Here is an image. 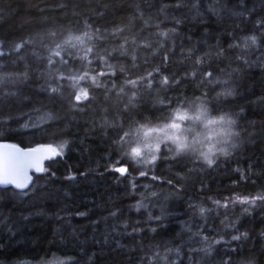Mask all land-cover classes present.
<instances>
[{
    "label": "trees",
    "instance_id": "16d2710c",
    "mask_svg": "<svg viewBox=\"0 0 264 264\" xmlns=\"http://www.w3.org/2000/svg\"><path fill=\"white\" fill-rule=\"evenodd\" d=\"M177 2L182 6L164 7ZM105 4L107 8L103 7ZM253 8L255 11H248ZM100 12L104 15H98ZM141 12L149 21L147 26L139 18ZM238 12L244 15H236ZM129 17L134 20L125 34L138 42L145 38L155 42L158 39L155 33L175 28L172 36L175 59L170 60L167 69H161L166 75L170 72L179 75L191 67V62L180 55L181 46L188 49L195 44L197 54L209 47L215 51L217 42L224 49L225 56L214 58L213 66L224 69L221 81L227 83L213 85L210 94L225 89L233 91V95L219 101L223 111L237 121L234 131L240 133L235 140L238 147L228 157L220 156L212 167L160 160L155 174L164 178L161 181H151V173L147 178L139 177L131 165L132 175H121L114 171L124 162L117 163L113 131L109 129L105 135L100 127L103 118L107 115L112 119L115 112L112 101L104 99L103 90L90 89L96 99L84 102L87 106L80 110L69 104L67 97L71 90L67 87L63 98L59 95L49 98V93L41 89L46 83L40 75L44 61L31 55L33 50L45 54L41 36L49 31L75 32L82 28L84 20L94 28L111 31L116 25L128 24ZM261 19L264 0H0V40L5 41V50L21 40L33 41L20 53L0 58V73L23 71L25 63L30 65L27 81L0 85V142L23 147L51 143L58 147L67 141L63 155L47 159L46 171L33 174L29 189L19 191L0 186V264H35L41 260L51 264H144L150 246L161 245L163 251L165 244L179 248L177 264H215L222 255L235 261L264 264V204L229 203L228 209L218 210L219 215L213 211L204 216L196 207H190L203 204L213 208L209 197L223 202L227 197H243L264 190V38L260 47L243 48L244 37H259L264 31V24L256 23ZM118 39L108 36L106 42L97 43L103 47L115 44ZM229 44L239 47L229 48ZM144 56H149V64L143 63ZM238 56L244 59H237ZM119 59L131 67L130 58ZM137 63L139 69L132 71L142 72L159 64L160 58L141 49L137 51ZM194 92L199 95L195 82L184 86L185 95L192 96ZM150 107L145 105L141 111ZM46 112L55 117L51 123L40 120ZM38 122L42 128L35 126ZM187 168L196 170L189 173ZM176 171H183L188 178L177 181L173 175ZM241 173L249 178L243 179ZM133 177H136L135 191L131 187ZM167 179H173L179 190L166 183ZM149 183L152 187L148 191L159 195L147 201L148 208L137 211L133 205L142 192L147 194L142 185ZM149 212L161 219L149 221ZM137 220L139 225L135 223ZM201 226L206 234L230 244L217 245L211 257L189 251L202 247L199 237L190 239ZM133 227L143 231L133 232ZM189 227L191 232L186 230ZM244 232L247 238L231 241L232 235ZM172 258L176 259L174 253Z\"/></svg>",
    "mask_w": 264,
    "mask_h": 264
},
{
    "label": "snow or ice",
    "instance_id": "6c2138e0",
    "mask_svg": "<svg viewBox=\"0 0 264 264\" xmlns=\"http://www.w3.org/2000/svg\"><path fill=\"white\" fill-rule=\"evenodd\" d=\"M182 4L177 2L174 5H164L167 7H181ZM60 7H64L63 4ZM107 8L108 5H103ZM139 11V5L136 6ZM248 11H255L249 9ZM236 15H244L243 12L235 13ZM98 15L103 16L100 12ZM139 18L145 26L149 21L144 19L141 12ZM134 17L128 18V24L124 26L116 25L111 31L108 29L101 30L100 27H93L88 20L83 21L82 28L77 31L71 29L65 30L58 34L57 31H49L41 36V43L45 54H41L35 50L31 55L38 60L44 61V68L40 71V75L45 78V85H41V89L49 93V98L59 95L63 98L64 90L67 87L71 91L68 94V102L72 107H79L83 110L87 105L84 102L91 103L96 99L92 92L103 90L104 99L111 100L115 106V112L112 119H108L107 115L103 118L100 127L104 129L105 135L108 130L113 131L112 144L118 152L117 163H124L115 167L114 171L121 175H129V165L132 170L138 173L139 177H149L151 181H161L164 178L155 174L157 162L175 161L177 164L187 165L189 162L193 164L200 163L208 167L215 165L220 156L228 157L231 150L238 147L235 142L239 138L240 133L234 131L237 121L232 115L223 111L219 105L221 97L233 95L231 89H225L223 92H215L210 94V89L215 84L227 81H221L220 73L224 69H219L218 65L213 66L214 58L219 60L225 56L224 49L219 47L217 42L216 50L211 47L209 50L197 54V47L184 49L181 46L180 55L191 62V67L182 74L170 72L167 75L161 69L169 67L170 60L175 59V41L172 36L175 34V28L162 30L155 35L158 37L155 42L145 38L138 42L135 37L129 38L125 34V30L130 28ZM179 23V21H177ZM257 24H264V19L257 20ZM159 28V25H156ZM119 38L115 44L100 46L97 41H107V37ZM264 38V31L260 36L250 35L244 37L243 48L260 47V41ZM45 39L47 42L45 43ZM191 40V37H188ZM31 39L15 42L10 50H5V41L0 40V58L11 55L12 52L20 53L25 45L32 44ZM166 43L171 47H166ZM199 43V42H197ZM206 43V42H205ZM239 47L237 44H229V48ZM146 50L150 52L152 57L159 56L160 63L153 65L151 68H145L142 72H133L132 69H139L137 63V51ZM121 57H128L131 61V67L128 68L120 62ZM194 57V59H193ZM20 59H25L20 56ZM237 59L243 60V56ZM116 61L115 63L113 61ZM143 63L149 64V56L143 57ZM245 63L247 61L245 60ZM30 65L25 63L24 70L15 73H0V85H6L9 82L27 81L29 79ZM230 76L231 73H228ZM120 81L117 83V81ZM189 82H195L196 90L192 96L184 94V86ZM87 85L84 87L83 85ZM90 89L92 92H90ZM178 92L177 95L170 94ZM7 95V93H5ZM150 104L149 109H145V105ZM155 109L156 111H151ZM39 111V109H36ZM105 108L104 112L107 113ZM212 111L220 113L213 116ZM55 117L51 112L44 113L40 120L44 123H51ZM36 127H41V123H37ZM27 127V124L24 125ZM67 146V141L59 144L58 147L51 143H41L36 147H20L17 144H0V185H14L17 189H29L33 183L31 172L43 173L46 171L44 161L53 157L63 155V150ZM173 165H169L171 169ZM195 168H187V172L195 171ZM237 171H240L237 169ZM174 178L183 182L188 177L183 171L174 172ZM243 179L249 177L241 173ZM166 183L172 185L179 190V185L173 184V179H167ZM239 183V181H237ZM252 183H255L253 180ZM132 190L137 188L136 177L131 181ZM145 194H140V200L133 205L137 211L141 208H148L147 201L158 197V192L148 191L152 184H144ZM27 194V192L23 193ZM211 200L213 208H206L203 204L190 205L196 207L204 216L205 213L213 211L219 215V209H228L229 203L255 205L257 201L264 204V190L255 194L246 196L227 197L223 202L219 199ZM247 211V209H245ZM163 214V209H161ZM112 215H116L113 212ZM161 216H152L148 213V220L159 221ZM227 219V217H225ZM137 225L140 221L135 222ZM223 223V221H222ZM127 227V223H125ZM191 232V228H187ZM133 232L143 231L142 228L133 227ZM155 232V228H150ZM199 237L202 245L200 248H190L191 252H201L205 257H211L216 250L217 245L230 244V241H224L222 238L217 239L205 233V229L201 226L196 232L192 233L190 239ZM242 237L247 238V232L238 235H232L231 241H239ZM151 250L146 253L147 259L144 264H177L180 257L179 248H173L168 244L163 245V251L160 250L161 245L150 246ZM234 252L235 249H229ZM175 254L176 259L172 258ZM39 264H51L49 261L41 260ZM63 264V262H61ZM211 264V262H209ZM215 264H252V261H235L231 256L225 258L223 255Z\"/></svg>",
    "mask_w": 264,
    "mask_h": 264
},
{
    "label": "water",
    "instance_id": "95a60500",
    "mask_svg": "<svg viewBox=\"0 0 264 264\" xmlns=\"http://www.w3.org/2000/svg\"><path fill=\"white\" fill-rule=\"evenodd\" d=\"M0 144H15V143H5V142H0ZM18 145V144H17ZM18 146H20V147H23V146H21V145H18ZM36 147V146H35ZM46 161V160H45ZM45 161L43 162V163H45ZM35 172L33 171V172H31L30 173V175H32V177H33V174H34ZM31 185V184H30ZM1 187H13L14 189H16V190H19V191H23V190H26V189H17V188H15V186L14 185H0Z\"/></svg>",
    "mask_w": 264,
    "mask_h": 264
},
{
    "label": "rangeland",
    "instance_id": "374dc122",
    "mask_svg": "<svg viewBox=\"0 0 264 264\" xmlns=\"http://www.w3.org/2000/svg\"><path fill=\"white\" fill-rule=\"evenodd\" d=\"M35 264H39V263H35Z\"/></svg>",
    "mask_w": 264,
    "mask_h": 264
}]
</instances>
